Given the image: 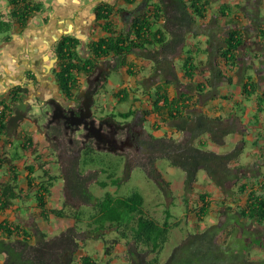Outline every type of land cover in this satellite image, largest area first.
Returning a JSON list of instances; mask_svg holds the SVG:
<instances>
[{"label":"trees","instance_id":"1","mask_svg":"<svg viewBox=\"0 0 264 264\" xmlns=\"http://www.w3.org/2000/svg\"><path fill=\"white\" fill-rule=\"evenodd\" d=\"M241 4L231 5V2L212 7V0H161L150 10L136 17L131 30L134 40L129 46L111 43L110 40L103 39L97 46L100 50L108 52L115 50L117 53L123 50H139L140 55L150 60L154 64L153 75L164 78L165 82L157 91L154 101L155 110L161 108L167 110L178 131L185 133L182 139L173 135L164 134L156 136L150 132L145 133L144 148L147 157L139 165L148 172V175L155 179L161 187L167 182L160 174L155 163L158 158H166L170 164L182 168L185 172L186 189L193 188L197 181L198 172L203 169L207 176L218 186L225 196L231 197L230 201L224 199L220 209V219L217 223L209 225L204 230L189 233L173 250L164 264H264V257L251 256V246L244 231V219L251 222L264 223V195H260L256 190H249V183L244 179L248 177L245 173L246 165L240 164V156L245 150V136L240 139L236 147L228 152L220 153L207 146L206 142L197 141L202 135H208L211 142L220 145L225 143V138L231 133H241L240 126L236 121H226L220 117H211L204 113H195L191 118L183 114L186 107L194 104L192 95L195 91L200 93L205 85L221 86L231 83L232 77L228 71H233L241 66V50L245 41L244 32L235 27L223 38L224 44L217 42L214 44L211 38L209 45L204 49L207 53V60L197 59L194 54L201 48L196 44L190 46L186 52L188 55L181 62V70L186 78V84L180 83L189 91H185L174 100H169L166 89L167 85L179 80L176 72L175 59L180 57L184 50L190 34L197 35L200 25L197 18L207 20L225 19V23L240 24V15L235 10L241 8ZM213 8V9H212ZM212 10V19L210 11ZM22 13L18 17L24 18L29 13V7L21 9ZM248 13L245 14V16ZM257 32L264 43V16L258 17ZM134 32V33H133ZM130 33V34H131ZM130 36V35H129ZM210 36H212L210 34ZM113 39V38H112ZM120 41L121 39L118 38ZM114 40V39H113ZM158 43V47L149 48L148 45ZM75 42L65 38L60 44V57L63 59V82L72 89L77 85L75 75L71 69L75 68V54L71 52ZM105 45V48L102 46ZM120 64L123 63L120 61ZM202 64H206L208 76L201 75ZM262 65V64H261ZM86 69V65L82 66ZM228 67V69H227ZM78 68V67H77ZM264 73V69H261ZM131 74H136L135 70H130ZM201 80L198 81V78ZM197 78V79H196ZM180 82V81H177ZM244 95L248 98L258 91V82L247 76L244 83ZM162 101V104H159ZM258 111L264 106V93L258 94ZM133 111L121 113L122 117H128ZM148 113V112H147ZM7 133V122L5 112L1 113L0 135ZM30 137L24 138L11 148L9 157L6 156L2 162H9L13 172L12 182H4L0 187V214L10 206L11 200L20 197L19 186L15 164L20 158L19 148H26L30 145ZM255 143H258L256 140ZM89 148H92L89 146ZM108 154H104L105 160ZM259 159H264V147L258 154ZM112 158V156L110 157ZM100 164L94 168V172H83L78 161H74L70 169L65 172L66 183L71 195H78L83 203L90 205L89 220L84 223L85 211L78 205L70 202L76 208L74 225L68 227L60 234L48 237L47 234L38 231L34 242L30 240L26 230L16 225L0 221V254L4 255L2 264H73L74 257L79 248L88 239L103 237L106 231L115 229L118 234L117 239L105 241V254H111L115 243L118 240L126 242L128 247L127 256L131 264H160V255L164 246L169 242L171 230L178 226L179 222L170 223L172 217L170 211L166 212L163 221L157 220L145 210V198L141 192H133L129 196H116L110 191L98 197L90 190V184L94 181L106 188L109 184L119 186L121 177H110L111 179L100 180L99 175L106 172L105 162H99L95 156L86 155L82 165ZM32 171L33 166H28ZM130 172V168L128 169ZM86 173H88L86 175ZM127 174V173H126ZM55 176L50 175V179ZM251 178V176H250ZM28 185L34 184L36 178L27 177ZM51 182L49 181V186ZM263 185V184H262ZM49 186L44 185L34 192V197L38 200L46 217V207L44 196L49 192ZM247 193V198L243 205L240 204L238 194ZM69 200V199H68ZM70 201V200H69ZM188 203L187 198H185ZM209 195L200 194L198 207L194 208L196 222H202L207 216L210 207ZM189 209V208H188ZM49 213L57 217L63 214L62 209H49ZM15 237H11L13 234ZM121 238V239H120ZM244 241L245 243L240 245ZM111 242L112 245H109ZM255 243H261L260 238L254 239ZM82 264H99L91 257L82 259Z\"/></svg>","mask_w":264,"mask_h":264},{"label":"crops","instance_id":"2","mask_svg":"<svg viewBox=\"0 0 264 264\" xmlns=\"http://www.w3.org/2000/svg\"><path fill=\"white\" fill-rule=\"evenodd\" d=\"M116 1L118 2L117 7L123 6L124 0H32V2L39 8L38 14H33L29 17L26 20L24 27L20 26L18 23L19 20L15 16L17 8L13 5L12 0L0 1V14L2 20H4L3 22L7 23V20H11L13 26L15 25V29L11 33V36H9L8 40L3 41V37L5 38V36L10 35L9 31L0 34V99L2 98L3 100H6V103H9L6 93L13 87L18 86L26 87L30 93H38L42 95L43 98L52 95L59 96L60 83L57 80V75L55 73L59 71L60 66H62V63L64 62L62 60L60 65L57 64L58 60L56 59V52L54 50L56 46L55 44L60 42L64 37L71 38L75 41H79L83 38L84 41H87L92 26H95L96 24L98 25L99 23L100 26H102L104 23L103 21H96L94 9L97 4L99 2L115 3ZM139 1L140 0H136V2ZM238 3L239 2L236 4ZM235 12L237 13V11ZM241 12L238 13L241 20L239 25L233 22L226 24L225 19L223 18L216 21L212 20L214 25H211L207 24L208 19L203 20L197 18V24L200 25V29L199 33L196 36L194 35L193 38L196 39L197 37H200V41L205 42L206 46L201 47L200 44H198L201 50L194 54V56L197 59H202L204 61L207 60V53L204 52V49L209 45L208 39L211 38L212 41H214V44L217 42L224 44L223 38L226 37L227 33L235 27L240 28L244 32V44H247L249 36L245 32L246 25L244 20L246 18V13L242 12V14ZM261 12L264 14V7L261 9ZM210 17L212 19V14H210ZM119 25L122 27V22H120ZM224 29L225 31L223 33ZM210 34L212 36H210ZM100 35L103 37L108 36L107 33ZM191 36L192 34L188 36L187 43L184 50L180 53V57L174 60V62H176V72L179 77V80L177 81L180 82L173 81L167 85L166 89H164L167 92L169 100H175L179 94L190 90V88H186L180 83L186 84L187 82L181 70V62L183 61V58L188 55L186 50L190 46H196V44L193 43ZM253 38V45H256V47L252 48V50L247 48L248 50L245 52L247 64H244L241 60V66L239 68H234L231 72L228 71L233 79L232 82L222 84L221 86L205 85L200 93L190 90L191 92L189 93L192 95L194 104L191 103L189 107H186L183 114H187V116L191 118L195 113H204L211 117H220L229 122L236 121L238 125H241V133H235L236 144L242 139L244 134L248 133L245 136V139L252 140L254 149L249 152V160L246 162L240 160V164H245L247 169L248 164H254L261 161L259 166L257 164L255 165L256 167H259V171L257 170L256 173L248 174V177L244 180L249 183V190H256L260 195H264V159L261 160L258 157V154L264 147V106L261 111H258L257 102L258 94L264 93V73L261 71V69H264V53L261 54L258 52L260 49L259 44L263 45L264 43L258 35V32ZM200 41H198V43ZM158 46V43L148 45L149 48ZM198 46L194 47L195 50ZM75 52L76 51H73L76 57L75 62H77L79 55ZM139 53L140 51L136 49L127 54V62L121 69L122 83L116 84L111 91H108L106 89L107 85L111 86L113 84L108 82L105 89L102 91L103 94L100 99L105 101L108 105V107H106V110L108 111L107 114L110 116L113 115V117H116L117 119H121V113L127 111H118V115H116L114 107L119 101L129 97L130 108L128 111H133V113L125 119H131L134 117V113L138 111L140 118L146 119L142 124L145 131L156 136L169 134L178 139H182L185 136V133L177 130L174 122L175 120H172L169 112L163 108H161V110H155L154 101L157 96L156 92L161 91L160 88L165 82V79L161 78V81L158 77H155L152 74L154 70L153 62L144 58ZM129 69L136 71L134 79L141 80V84H134L133 78L127 73ZM201 69L202 71L206 70V64H202ZM71 71L72 74L75 75L74 77L77 81V85L72 87L71 91L77 93L79 88L85 82L86 70L84 68V72H80L83 70L75 67L71 69ZM201 75L208 76V72L204 71ZM201 75L200 78H198V81L201 80ZM247 76H250L258 82V91L248 98L244 95V83L247 80ZM131 85H133L132 88L130 87ZM134 90H138V93L135 95H133ZM128 91L130 94H127ZM114 103L116 104L114 105ZM134 104L136 107H133ZM159 104H162V101H159ZM20 130L21 135L18 138L10 139L7 134L0 135V187L4 182H12L13 177V172L10 166L7 162H2V159L6 156L9 157L11 148L15 147L20 142H24V138H27L28 136L30 137V145H27L26 148H19L20 158L13 162L15 164V172L18 178V181H15V183L19 186L18 191L20 197L11 200L10 206L0 214V221L16 225L19 228L26 230L28 237L34 242L38 231L45 233L42 230V226L45 223L44 220L50 222L55 219H69L72 221L70 226L74 225L76 208L72 206L66 198L65 178L58 156H56L53 150L50 149L39 131L33 128H28L26 125H22ZM256 140L258 143H255ZM197 141L206 142L207 146L211 149L217 148L215 146L217 144L211 142L209 136L206 134L202 135ZM102 151L104 150H101V152ZM106 154H111L113 157L118 156L117 153L110 151H107ZM28 166H33L32 171L27 169ZM87 168H93V166L88 165L86 169ZM82 171L86 172L83 169ZM50 175L55 177L50 179ZM29 176L36 178L32 186L28 185L27 177ZM49 181L51 182L50 186ZM44 185H48L50 190L49 192H46V195L44 196L46 214H48V217L45 216L42 208L39 206L38 200L34 197V192L41 189ZM108 186L114 185L109 184ZM108 186L106 188L112 190ZM116 188L117 187H113V190L116 191ZM169 188L168 195H166L165 198L160 199L159 203L161 206L167 204V208L164 210L165 212L170 211L172 215L170 223L179 222L180 224V221H172L175 218L172 209L178 203L175 201L170 202L171 199L176 198L177 200L178 197L179 199H182L180 202L181 208L186 215H191L192 212H194L193 208L195 207H192L191 201L195 202L196 199L193 198L191 200V198H187L185 193L183 194L184 188H182L181 192L178 194H175L171 187ZM209 189H212L213 191L215 190L214 193L218 190L221 192V196L214 197L209 195L207 193ZM193 193H198L199 195L197 203L200 201V194L207 193L209 195L210 207L207 216H205L201 222L202 224L206 217H210V225L217 223L220 219L222 201L224 199L227 201L231 200V197L225 196L218 186L217 188L211 185H208V187L204 186L200 192L195 190ZM96 196L100 197V195ZM154 196L159 198L158 195ZM237 196L240 199V204L243 205L246 201L247 193L238 194ZM185 198H187L188 203H186ZM145 203L146 200L144 206ZM183 203H185L184 206ZM81 208L85 211L84 223H86L89 220V212L92 207L82 206ZM144 208L149 214L154 216L148 208ZM49 209H62L63 214L57 217L50 214ZM217 211L219 213L216 215L217 217H215L214 215ZM247 219L248 218L245 220ZM157 220L162 221L160 219ZM248 220L250 221V219ZM178 226H174L171 231L175 230ZM208 226L205 225V228ZM204 229L197 228V231ZM109 231L110 234L115 236L117 234L118 238L119 232L115 229H111L106 231L103 237L98 236L96 238H91L96 241L89 244V246L86 244V242L90 240L88 239L77 251L73 264H82V259L86 256L91 257L99 264H130L126 252H120L113 248L111 254H105V241H108L107 235L109 234ZM15 236L16 234L14 233L11 237ZM47 236L53 237L48 234ZM86 246L88 248H86ZM3 261L4 255L0 254V264H2Z\"/></svg>","mask_w":264,"mask_h":264},{"label":"flooded vegetation","instance_id":"3","mask_svg":"<svg viewBox=\"0 0 264 264\" xmlns=\"http://www.w3.org/2000/svg\"><path fill=\"white\" fill-rule=\"evenodd\" d=\"M160 1L161 0H140L139 2H136V0H124L123 6L120 7H117V1L115 3L99 2L97 4L94 9L96 21H103V25L100 26L99 23L98 25L96 24L95 26H92L87 41H84L83 38L79 41L73 40L75 44L71 47V52L76 51L75 53L79 55L78 61L74 62V64L76 67L80 68V70H83L80 72H84L82 66L86 65L85 82L79 88L77 93H73L71 89L69 90L64 84L62 64L59 71L55 73L57 75V80L60 83L59 96L52 95L43 98L42 95L38 93H30L26 87L18 86L13 87L6 93L9 103H6V100H3L2 98L0 99V107H2L1 111L6 114L7 133L5 134H7L10 139L20 137V128L22 125H26L28 128H33L42 134L50 149L53 150L60 160L66 184L65 195L67 200H71L74 204L83 203V200H81L78 195L70 194V189H68L66 183V170L71 168L74 161H78V165L81 167L83 160L86 157L85 154L92 156H96L97 154L101 155V150L97 149L95 139L87 138L81 126L77 129L76 124L70 122L75 121L77 115L80 113L82 98L80 99L78 94L82 89L90 88L94 93L95 103L92 105L93 117L97 120V126L100 125L103 131L107 133L105 138H103L104 141H107L106 145L111 148H116L114 153H117L124 158L123 163L126 173L129 168L130 171H132L136 167H141L139 163H142L148 155L143 145L145 143L146 131L143 129L142 124L146 119L140 118L138 111L134 113V117L131 119H125L127 117H122L121 115V119H117L116 117H113V115H106L107 113L101 115V111L99 115H97L99 110L98 107H108L106 102L101 100L100 97L103 94L102 91L109 82L111 73L113 70L118 71L124 67L127 62V54L129 53L128 50H123L120 53H117L115 50H109L106 53L102 49L99 50L97 46L103 39L105 42L110 40L111 43H119V45L126 47L129 46L131 40H134L135 34H132L131 30L136 17L150 10ZM12 2L17 8L19 15L22 13L21 9L26 6L29 7V13H27L26 16H23L24 18L20 19L17 14L15 15L19 20L18 23L22 27L25 26V22L29 17L33 14H38L39 8L32 2V0H12ZM111 15L114 17H111ZM107 17L110 18L106 22ZM3 21L4 20H2L0 14V34L8 31L10 33V35L5 36V38L3 37V41H6L15 29V25L13 26L11 20H7V23ZM120 22H122V27L119 25ZM106 27H108V29H106ZM103 33H107L108 36H101L100 34ZM65 38L68 37L62 38L60 42L55 44L56 46L54 48L57 57L56 59L58 60L57 64L59 65L63 60L60 57V44ZM118 38H120L121 41ZM68 39L72 40L71 38ZM102 47L105 48V45ZM120 61L123 65L120 64ZM130 70L131 69H129L127 73L133 78L134 84H141L142 81L134 79L136 74H131ZM132 86L133 85L130 87L132 88ZM137 93L138 90H134L133 95ZM22 102L27 103L26 114L23 121L19 124L18 129L14 130L12 136H10L8 129L9 120L14 114H16L17 105ZM60 107H63L62 113L65 117L55 119L54 115L56 113L57 115H60ZM133 107H136V105L134 104ZM89 146L92 148H89ZM104 151L107 152V150ZM7 163L10 166L9 162ZM85 166L87 165H84V167ZM87 171L94 172V168H87ZM87 174L88 173H86V175Z\"/></svg>","mask_w":264,"mask_h":264},{"label":"rangeland","instance_id":"4","mask_svg":"<svg viewBox=\"0 0 264 264\" xmlns=\"http://www.w3.org/2000/svg\"><path fill=\"white\" fill-rule=\"evenodd\" d=\"M0 1L2 2V0H0ZM236 1L239 2L242 6H241V8H237L235 11H239V13L241 11L248 13V15L245 16L246 18L244 21H245V25H246L245 26L246 27L245 32L248 34L249 38H248L247 44L242 45V50H241V60L244 64H247L245 52L248 50L247 48H249V50H252V48L256 47V45H253V42H254L253 36L257 35V32H256L257 28H255V27H257V24L259 23L258 17L260 19H262L264 16V14L261 12V9L264 7V0H212V7L213 8L217 7L221 4H223L224 2H231V5H235L237 3ZM210 14H212V10L210 11ZM111 17H114V16L111 15ZM109 18L110 17L106 18V22L108 21ZM208 24L214 25L212 20H210V22ZM106 25H109V24H106ZM106 29H108V27H106ZM224 31H225V29L223 30V33H224ZM193 36L194 35L192 34L191 39L193 40L194 44H200L201 47L206 46L205 42L200 41V37H197L196 39H194ZM198 41H200V42L198 43ZM259 46H260V49L258 50V52H260L261 54L264 53V44L263 45L259 44ZM261 49H262V52H261ZM109 80H110L109 82H111L113 84L111 86L107 85L106 89L108 91H111L112 88L116 84L122 83V81H123L122 71L121 70H118V71L113 70V72L111 73V75L109 77ZM127 94H130V92L128 91ZM128 98L129 97H126L122 101H119L117 104L114 103V105L116 104L114 107V109H115L114 111H115L116 115H118V111L124 112V111L129 110L130 103H129ZM98 109L99 110L97 112V115H99L100 111H101V113H100L101 115H103L105 112L108 113V111L106 110V107H101V108L98 107ZM100 109H102V110H100ZM106 115H108V114H106ZM245 142H246V148H245L244 152L242 153V155L240 156V160L242 162H246L247 160H249L248 159V157L250 156L249 152L254 149L253 148L254 145H253V142L251 139H247V140H245ZM215 146L217 147V148H215V150H217L220 153H224V152H228V151L233 150L236 147L235 133H231V134L227 135L225 138L224 144L215 145ZM103 152H105V153H103ZM106 153H107L106 151H102L101 155L97 154L95 156L99 162H102V163L105 162L104 168L106 169V172H102L99 175L98 179L108 181L109 179H111L110 177H115V178L116 177H121V178L123 177L122 181L119 184V186H116L117 187L116 191L113 190V187H115V186H108L112 189V190H109L107 188L101 187V185H99L98 183H96V181H94L90 184L91 191H93V193L95 195H100V196L104 195L107 191H110L111 193H113L116 196H129L133 192H136V191L141 192L145 196V200H146L145 207L151 211V213L154 215L155 218L163 221V219L166 216V212L164 209L167 208V204L165 206H163V205L161 206V204L159 202H160V199L165 198V196L168 195L170 188H168L167 186L165 187V185H163V187H161L159 185V183L155 179L151 178L142 167H136L134 170L127 172V174H126V170L124 169V163H123L124 158L121 155L117 154L118 156H114L115 157V159H114L113 156H112V158H110L111 154H108V155H106V157H109V158H107L105 160V156L103 157V155ZM85 155H87V154H85ZM260 162H257L254 164H252V163L248 164L247 169H245V173L252 174V173H256L257 170L259 171V169H258L259 167H256L255 165L257 164L259 166ZM89 165L93 166V168H96L100 164L95 163L94 165L93 164H89ZM155 165L158 168L162 177L167 182L170 183V187L175 194L180 193L182 188H184L183 194L185 193L187 198H191V200L193 198L196 199L195 202L191 201L192 207H195V208L198 207L197 202L199 200V195H198V193H193V192H195V190L197 192H200L204 186L208 187V185H211V186L217 188V186L214 184V182L206 175V171L203 169H201L197 174L196 185L194 184L195 186H193L192 189L187 190L185 182H184L186 175H185V172L182 168L171 165L169 160L166 158H158L156 160ZM83 166H82V169L84 171H87L86 167L88 165L85 166L84 168H83ZM3 169H4V167H3ZM194 187H195V189H194ZM214 191L212 189H209L207 193L209 195L214 196V197L221 196V192H219L217 190L214 193ZM154 195H158L159 198H157ZM172 201H175L176 203H178L172 209L173 214L175 215L174 216L175 218L172 221H180V224L177 228H175V230L171 231V236H170L169 242L164 246V249L161 252L160 264H164L166 262L167 258L173 252L174 248L189 233L196 232L197 228L204 229L205 225L206 226L210 225V221H209L210 217H208V218L206 217L203 224L201 222H199V225H200V227H199L197 225L198 222H196L197 217L195 216V212L197 210L192 212L191 215H186L181 208L180 202L182 201V199H179V197L177 200H176V198H172L170 202H172ZM68 202L70 203L71 200L70 201L68 200ZM76 205H78V207H80V208L82 206H90V205H87L86 203H80V204H76ZM168 205H170V204H168ZM184 205H185V203H183V206ZM72 206H74V205L72 204ZM218 213L219 212L217 211L214 216L217 217L216 215H218ZM220 215H221V213H220ZM44 222L45 223L42 226V230L46 234H48L50 236H54L56 234L57 235L60 234L62 231L67 229L71 225L72 221L69 219H64V220L55 219V220H52L50 222H47L44 220ZM244 223H245L244 231L246 232V237L248 238V241H249L250 246H251L250 253H251L252 258L264 257V224L251 222L248 219L247 220L244 219ZM107 237H108V241H111L112 239L117 238V234L115 236L113 234H110V231H109V234L107 235ZM257 237H260L261 243H255L254 242V239ZM95 241H96L95 239H90L89 241L86 242V244L89 246V244H92ZM244 243L245 242L242 241L240 243V245L241 244L243 245ZM112 244H111V242H109V245H112ZM86 248H88V247L86 246ZM114 248L117 251H120V252L123 251L126 253H127V249H128L126 242L123 241L122 239L118 240V242L115 243ZM104 252H105V249H104ZM100 264H113V263H100ZM117 264H124V263H117Z\"/></svg>","mask_w":264,"mask_h":264},{"label":"water","instance_id":"5","mask_svg":"<svg viewBox=\"0 0 264 264\" xmlns=\"http://www.w3.org/2000/svg\"><path fill=\"white\" fill-rule=\"evenodd\" d=\"M78 97L80 99L82 98V107H80V113L77 115L75 121L70 122L76 124L77 129L81 126L87 138H94L98 150H107L114 153L116 148H111L106 145L107 141H104L103 138H105L107 133L103 131L100 125L97 126V120L93 117L92 105L95 103L94 93L90 88H86L79 92ZM26 105L27 103L25 102L18 104L16 114L10 118L8 125L10 136H12L13 131L17 130L21 121H23L27 111ZM62 108L60 107V115H57V113L54 115L55 119L65 117L62 113Z\"/></svg>","mask_w":264,"mask_h":264},{"label":"built area","instance_id":"6","mask_svg":"<svg viewBox=\"0 0 264 264\" xmlns=\"http://www.w3.org/2000/svg\"><path fill=\"white\" fill-rule=\"evenodd\" d=\"M1 110H2V107H0V118H1V113H2V111H1Z\"/></svg>","mask_w":264,"mask_h":264}]
</instances>
